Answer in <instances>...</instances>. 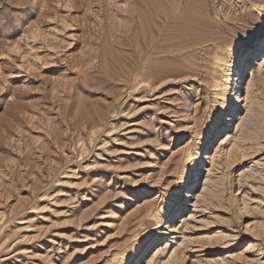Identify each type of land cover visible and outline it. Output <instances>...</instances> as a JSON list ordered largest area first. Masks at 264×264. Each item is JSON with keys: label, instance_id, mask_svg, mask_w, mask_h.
I'll use <instances>...</instances> for the list:
<instances>
[{"label": "rangeland", "instance_id": "obj_1", "mask_svg": "<svg viewBox=\"0 0 264 264\" xmlns=\"http://www.w3.org/2000/svg\"><path fill=\"white\" fill-rule=\"evenodd\" d=\"M158 5L151 46L141 0H0V264H264V0Z\"/></svg>", "mask_w": 264, "mask_h": 264}, {"label": "snow or ice", "instance_id": "obj_2", "mask_svg": "<svg viewBox=\"0 0 264 264\" xmlns=\"http://www.w3.org/2000/svg\"><path fill=\"white\" fill-rule=\"evenodd\" d=\"M251 23V22H250ZM264 25V16H262L259 22L255 23L252 27L245 30H238L235 37L234 48L231 54V58L234 63L243 67L245 64L251 62L253 57L260 59L261 56H264V36L258 35V29ZM2 32V29H0ZM238 45V47L236 46ZM260 48V55H256V49ZM230 115L228 107H217L216 111L212 113L209 118L205 134H210L214 125L219 122L225 121V119ZM194 162L189 166V173L195 174ZM183 183L174 185L171 188V194L169 196V206L166 208V214L175 213L184 202V189L182 187ZM180 186V187H177ZM259 191V189H257Z\"/></svg>", "mask_w": 264, "mask_h": 264}, {"label": "bare ground", "instance_id": "obj_3", "mask_svg": "<svg viewBox=\"0 0 264 264\" xmlns=\"http://www.w3.org/2000/svg\"><path fill=\"white\" fill-rule=\"evenodd\" d=\"M162 0H141V2H143V4L144 5H147V6H149L150 7V10L152 11L151 12V16H152V18H151V21H152V25L150 26H148V30L150 31V35L149 36H151V38H150V44L149 45H151V46H156L157 44H156V40L154 39V37H155V34L156 33H158V28H160L159 27V23H162V22H166L167 20H169V19H171V17H170V15L168 14V13H166V12H164V11H166V10H164V11H162L160 8H159V5H158V3H160ZM162 5H163V3H162ZM146 6V7H147ZM164 7H165V5H163ZM258 7V6H257ZM262 7V6H261ZM264 7V6H263ZM262 7V8H263ZM259 9H261V8H259ZM147 19V18H146ZM145 20V16L143 17V21ZM142 24V23H141ZM202 26V25H201ZM145 28V29H144ZM143 30H144V37H145V39H147V31H146V21H145V24H143ZM160 30V29H159ZM213 37H214V35H213ZM180 39V38H179ZM178 39V40H179ZM212 39V38H211ZM158 41H161V40H158ZM184 41V40H183ZM182 40H180V42L179 43H181V42H183ZM184 43V42H183ZM147 44V43H146ZM169 45H171V46H174V45H177V42H172V40H170L169 41ZM158 47V46H157ZM164 47V46H163ZM178 47V46H177ZM180 49H181V47H180ZM142 52V51H141ZM158 59V58H157ZM155 60H156V58H155ZM159 60V59H158ZM161 60V59H160ZM219 60V59H218ZM220 61H225V63H227V61L225 60V59H222L221 58V60ZM246 65V64H245ZM152 69L150 70V72L149 73H147L148 74V77H150V78H152V80H157V79H159V78H162V77H164V76H166L167 74H169L170 72H171V67H169V66H154V67H151ZM226 70V69H225ZM242 71H239V73H238V75H242ZM226 76V75H225ZM165 78V77H164ZM150 80V79H149ZM148 80V81H149ZM161 80V79H160ZM215 87H216V95H220V96H223L224 95V92H225V90H226V87H225V82L224 83H216V85H215ZM216 111V109H213V113ZM230 117H232V115H230ZM229 117V119H227V120H230L231 118ZM220 123V122H219ZM219 123H217V124H219ZM216 124V125H217ZM216 125H214V127H213V129L216 127ZM223 127V126H222ZM213 129H212V131H211V133L213 132ZM225 129V128H224ZM210 133V134H211ZM208 135L209 134H205V133H203V132H201V134H200V140H205V139H207L208 138ZM231 137V135H230V132L229 131H226L225 133H224V135L222 136V137H220L219 139H218V141H220V143H223L224 141H227V140H229V138ZM199 153V152H198ZM197 153V154H198ZM195 153H191V152H189L188 154H187V159H189V158H191L193 155H194ZM189 177V176H188ZM188 177H187V179H188ZM184 179H186V177H183ZM168 206H169V204H168ZM162 210H164L163 208H161ZM155 215V214H154ZM157 217V216H156ZM252 245H254V243H252V242H250V245L248 246L249 248L250 247H252ZM247 250H249L248 248H247ZM122 257H124L126 260H128L129 261V259H131V257H132V255H131V253L130 254H127L126 252H123L122 253ZM125 260V261H126Z\"/></svg>", "mask_w": 264, "mask_h": 264}]
</instances>
